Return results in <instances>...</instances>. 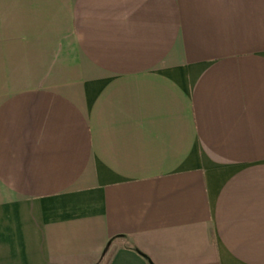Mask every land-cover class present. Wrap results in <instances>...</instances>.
<instances>
[{"label": "crops", "instance_id": "1", "mask_svg": "<svg viewBox=\"0 0 264 264\" xmlns=\"http://www.w3.org/2000/svg\"><path fill=\"white\" fill-rule=\"evenodd\" d=\"M0 264H264V0H0Z\"/></svg>", "mask_w": 264, "mask_h": 264}]
</instances>
